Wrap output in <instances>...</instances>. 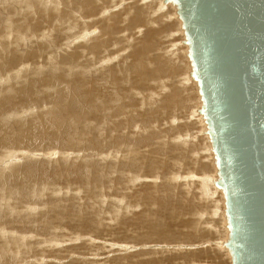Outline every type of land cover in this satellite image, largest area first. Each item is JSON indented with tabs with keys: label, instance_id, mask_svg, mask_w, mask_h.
<instances>
[{
	"label": "rangeland",
	"instance_id": "374dc122",
	"mask_svg": "<svg viewBox=\"0 0 264 264\" xmlns=\"http://www.w3.org/2000/svg\"><path fill=\"white\" fill-rule=\"evenodd\" d=\"M162 1L0 0V264H230L223 191L200 186L217 170L197 82Z\"/></svg>",
	"mask_w": 264,
	"mask_h": 264
},
{
	"label": "water",
	"instance_id": "95a60500",
	"mask_svg": "<svg viewBox=\"0 0 264 264\" xmlns=\"http://www.w3.org/2000/svg\"><path fill=\"white\" fill-rule=\"evenodd\" d=\"M181 21L230 264H264V0H164Z\"/></svg>",
	"mask_w": 264,
	"mask_h": 264
},
{
	"label": "bare ground",
	"instance_id": "6f19581e",
	"mask_svg": "<svg viewBox=\"0 0 264 264\" xmlns=\"http://www.w3.org/2000/svg\"><path fill=\"white\" fill-rule=\"evenodd\" d=\"M89 1V0H88ZM166 2V1H165ZM162 3H164V1H162V2H160V5L162 4ZM168 3V2H167ZM167 3H165L164 5H167ZM173 4V3H172ZM89 5H90V3H89ZM166 7V6H165ZM91 8V7H90ZM169 8V11H173L174 9V7L171 5V6H169L168 7ZM163 9H164V7H163ZM176 9V8H175ZM161 10H162V8H161ZM165 10H167L166 8H165ZM138 12L136 13V16H138ZM171 17V16H170ZM149 33H146V35H148ZM184 43V42H183ZM189 59V58H188ZM159 69L161 70V71H168V69L164 66V65H160L159 66ZM158 69V70H159ZM157 70V71H158ZM189 73V72H188ZM187 73V74H188ZM177 73L175 72V75H176ZM178 75V74H177ZM185 77V76H184ZM183 77V78H184ZM189 77V76H188ZM185 79V78H184ZM192 79V78H191ZM186 81V80H185ZM176 101H178V102H181V103H183L184 101H185V99L184 100H180V99H175ZM194 111H195V109H194ZM193 111V112H194ZM197 111V110H196ZM23 170L25 171V172H27V171H29V170H31V167L30 166H24L23 167ZM203 176H206V177H203ZM202 176V178H201V181H200V186H201V188L202 189H204V188H206V190H207V193H209V196H212L213 194H212V192H210V186H211V184H213V181H214V179L213 178H211L210 176H207V175H203ZM213 186V185H212ZM215 188V187H214ZM218 189V188H217ZM215 191V190H214Z\"/></svg>",
	"mask_w": 264,
	"mask_h": 264
}]
</instances>
